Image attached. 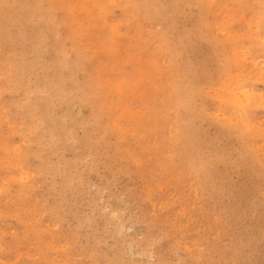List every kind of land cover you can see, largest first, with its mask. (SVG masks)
Masks as SVG:
<instances>
[{
    "label": "rangeland",
    "instance_id": "rangeland-1",
    "mask_svg": "<svg viewBox=\"0 0 264 264\" xmlns=\"http://www.w3.org/2000/svg\"><path fill=\"white\" fill-rule=\"evenodd\" d=\"M45 263L264 264V0H0V264Z\"/></svg>",
    "mask_w": 264,
    "mask_h": 264
},
{
    "label": "bare ground",
    "instance_id": "bare-ground-1",
    "mask_svg": "<svg viewBox=\"0 0 264 264\" xmlns=\"http://www.w3.org/2000/svg\"><path fill=\"white\" fill-rule=\"evenodd\" d=\"M223 1V0H222ZM223 3V2H222ZM173 4V3H172ZM249 5V4H248ZM161 7V6H160ZM175 7V6H174ZM217 7V6H216ZM255 12V11H254ZM255 14V13H254ZM262 15H263V13H262ZM149 21V20H148ZM147 23H149V22H147ZM173 23V22H172ZM154 25V24H153ZM160 25V24H159ZM207 25V24H206ZM133 26V25H132ZM164 31V30H163ZM152 32V31H151ZM200 35V34H199ZM75 39V38H74ZM162 43V42H161ZM221 44H222V42H221ZM171 52V51H170ZM169 52V53H170ZM181 57V56H180ZM24 68V67H23ZM50 71V70H49ZM4 73V72H3ZM185 80V79H184ZM9 81V80H8ZM159 81V80H158ZM173 84V83H172ZM171 89V88H170ZM169 91V90H168ZM162 101V100H161ZM165 102V101H164ZM160 107V106H159ZM216 113V112H215ZM238 114V113H237ZM237 117V116H236ZM243 122V121H242ZM148 143V142H147ZM212 154V153H211ZM148 157V156H147ZM195 190V189H194ZM25 194V193H24ZM176 195V194H175ZM151 201V200H150ZM33 202V201H32ZM160 204V203H159ZM177 209V208H176ZM176 211V210H175ZM50 226V225H49ZM178 239V238H177ZM49 252V251H48ZM77 252V251H76ZM55 254V253H54ZM79 254V253H78ZM18 255V254H17ZM193 255V254H192ZM57 256V255H56ZM74 256V255H73ZM48 258V257H47ZM12 261V260H11ZM46 264V263H45Z\"/></svg>",
    "mask_w": 264,
    "mask_h": 264
}]
</instances>
